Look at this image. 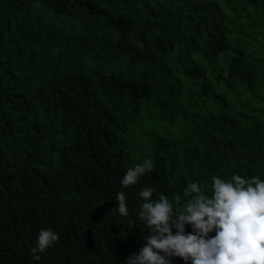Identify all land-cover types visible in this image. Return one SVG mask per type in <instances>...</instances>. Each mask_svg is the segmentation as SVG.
<instances>
[{"label":"trees","instance_id":"16d2710c","mask_svg":"<svg viewBox=\"0 0 264 264\" xmlns=\"http://www.w3.org/2000/svg\"><path fill=\"white\" fill-rule=\"evenodd\" d=\"M233 172L264 178V0H0V264H123L140 188Z\"/></svg>","mask_w":264,"mask_h":264},{"label":"clouds","instance_id":"9594fccd","mask_svg":"<svg viewBox=\"0 0 264 264\" xmlns=\"http://www.w3.org/2000/svg\"><path fill=\"white\" fill-rule=\"evenodd\" d=\"M151 167L147 160L134 164L119 184L135 185ZM210 179L205 188L198 181L188 183L182 189L184 199L175 200V211L165 194L155 193L153 198V187L140 188L136 215L150 234L123 264H174L173 257L184 264H264V178L233 172L230 178ZM115 200L119 215L127 217L125 192L118 191ZM58 239L51 228L40 229L30 249L32 258L39 261V254Z\"/></svg>","mask_w":264,"mask_h":264}]
</instances>
